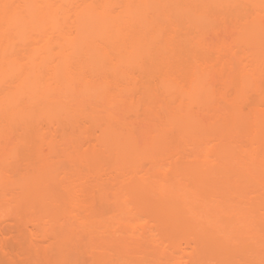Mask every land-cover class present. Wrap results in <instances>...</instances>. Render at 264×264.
Instances as JSON below:
<instances>
[{
  "label": "rangeland",
  "instance_id": "rangeland-1",
  "mask_svg": "<svg viewBox=\"0 0 264 264\" xmlns=\"http://www.w3.org/2000/svg\"><path fill=\"white\" fill-rule=\"evenodd\" d=\"M38 1L39 3L41 2L40 4H42V6L52 7L53 9H57L58 12L60 10V12L58 13L59 15H57L58 16L57 17L58 26L59 25L60 26L59 27L55 26L54 21H52V19L49 20L47 19L48 17H46L44 19H47V20L46 21L44 20L45 22L41 24L40 26H38L39 28H37V27H34L35 25L32 26V24H30L32 23L33 20L29 19L31 20V22H29L30 25H27L26 28H24V26L22 30L18 28L17 29L13 28V31L15 32H11L12 30L10 32L12 33V35L14 34V39H13L14 40L13 46L15 47L14 50H16L15 52L19 51V53L18 54L16 53V54L18 56H20L19 54H23V56H25L24 59L21 60L23 61V65L21 63L22 68H24L25 70L27 69L28 71L29 70L31 71L30 68L35 67L34 69H37L36 67H38V69H40L42 74H45V76H47V78L45 77L44 80H42L46 82L44 84L52 85V86L54 85L53 87H55V84H56L55 82H57L55 78V75H56L55 73L59 70V69L57 70V68L62 64V59H61L62 54L60 55L59 53H57V51L61 49L60 51L62 52L63 50L64 51L66 50L67 52L70 50L71 52L73 44L75 43L72 41L79 39L81 36L89 32L88 30L85 31L82 28H80L82 26L80 25L82 22H79L81 19L78 18L79 17L78 12H79L80 7L83 8V3L85 5V3L87 4V2H89L90 4L93 2H97L98 0L96 1L94 0H89V1L88 0L86 1L85 0H70L68 2L63 1V0H38ZM112 1H110L111 11L113 14H117L120 12V10L121 12L122 10H124V5L126 1H129V0H122V1L112 0ZM207 1L212 2L211 5L208 7L210 8V10H208L207 7L206 9L205 5H202L204 2H207ZM233 1L236 3L243 2L242 5L244 6L248 3L246 7H244L246 14H243V16H240V17L238 16L239 18L233 14L231 15L227 14L229 11L226 13V9L225 10L223 9L224 7L226 8L229 7V5H226L224 7L220 6L221 4L219 3L222 2L220 0H189V1L187 0V3H188L187 5H190L189 6L190 14L198 15V16H200V14L201 15L203 14L205 21L203 22V25L201 26L202 29L200 28V30H202V33H203L202 35H200V32H198L199 29L196 30V29H191V27H189L190 30H188L186 28V30H188L187 31L188 35H186V38H189V39H187L186 42L188 45L185 47L187 51V56L185 59L182 60L183 61L182 64L188 65L186 69L187 71L190 69L188 71L190 73H195L196 69H198L199 73L201 74L203 78L205 85L206 83L207 84L209 83V85L213 86L212 89L214 90V92L216 91V95L214 94L215 97H213L212 99L206 100L208 101L206 102V104L203 103L204 101L201 103L190 102L188 96H182L175 90H164V89L160 90L158 86L160 83L159 81L161 80V76L163 77L166 74L168 75V73H166L165 71H160L163 73H160L158 71L159 72L158 73L156 71V72H152L153 75H150L148 77V75L144 74L145 72L142 73L141 69L138 68L137 66H136L137 68L135 67L134 69H131L130 71L132 70L133 71L129 73L131 75L130 77L131 78L133 77L132 79L134 78L137 79L136 84L138 85L136 86L134 85L136 88H133L132 92L128 91L127 94H126V91L123 95L117 93L119 91H122L123 93V90H120V89L122 88V86L124 85L126 86V84H128L127 83L128 80L127 78H123V77L120 78V75H123V74H121L119 71L115 72V70L113 69H112L113 71L112 72L109 66L110 65H126V64L124 63L121 64L120 61L118 62L120 54L117 51L112 50V54L110 53L111 58H108L110 61H108L107 59V62H105L106 63L105 66L108 65V67H105V68L101 67V70L97 71L98 70L97 69V70H93L92 72L91 67H90L92 65L89 62L86 63V61H88L87 60L88 51H89V57L92 54L90 53L91 50H89L90 46L89 48H87L88 49L87 51L84 52L82 50L84 53H80V50H81L80 48L79 50L80 63H78V65L85 64L84 67H86L85 69L86 71L84 70L85 75L84 74L83 75H84V78L87 80V82L90 83L89 88H90L91 93L88 94L87 96L81 92H78L77 90H79L80 88L79 86L82 87V85L80 84L79 86L77 84L73 85V87L75 88L78 87L75 90L72 89L73 88L72 85L66 86L64 83H62L64 87L60 85L62 86V88L66 89L65 91L66 96L63 94L66 97L62 99L64 100L63 103H67L68 108H70L71 111L72 110L75 111L76 109L77 113L80 116L78 120H75V121L68 120V119H65L63 116L59 115L60 112L59 113L57 112L59 111V109L56 110V108H58L56 106L58 105V103L56 102V98L58 97V100H61L59 99L60 93L55 94L53 91H52L53 93L51 94L49 93L50 95H36L33 93H29L27 91L21 96V100L19 102L12 103L11 105L3 104V106H5L4 107L5 109L3 111L0 110L1 112L0 130L2 131L4 130L5 133L4 134L3 132L2 134L0 133V135H2L0 137L4 139V140L2 139L1 142L4 141V144L2 143V145H4L3 148L5 151L3 149L1 151L0 149V156L4 154V157L1 156L0 160L5 158L4 162L8 166L10 165L9 168H11V169L7 168L8 170L5 169L4 172L6 171L9 172V170L12 171V169L14 170L13 167L16 166L15 164L16 160L12 154V152L14 153L13 149L16 148V144L18 142L23 144L24 140L29 139L30 138L29 135H31L32 140L35 136L36 138H34L33 142L35 141L34 143L42 144L44 147L42 151L45 154L48 153L49 159L53 163L55 162V164H58V165L60 164V166L54 164L55 166V168L53 166L54 173L53 175L50 176L53 178V181H49V185L46 184L48 193H51V195L52 194L55 195V196L52 195L53 197H55L54 199L55 201L53 202H52L53 199L49 202L48 199H46L48 201H43V200H40L39 198H37V200L34 198V201L36 200L34 202L32 201L33 199L31 198V201H32V204H31L30 203L31 201L28 200L29 196L28 197L25 196L28 194L26 191V190H29L27 189L28 187L24 186L25 187L24 189L22 188V185L21 186L18 185L20 188H22L21 190H19L20 188L16 184L14 185L10 183L8 185L9 181L5 183L7 185L5 184L0 185V193H4L5 195H7L10 201L12 200L13 197L15 196L21 197L22 195L21 202H23L22 204L24 207L21 210V206H20L21 203L20 204L17 203L19 204L17 207V205L15 206L17 200L14 199L13 201H11V203H13L11 204L12 211L16 210V207L18 208V210L20 207V210L19 211L16 210L17 214L14 211L13 214L10 213L8 217L5 216L6 218L3 219L4 221L0 220L1 221L0 229H2L0 230V238L1 237L4 238V236L6 237L9 236L10 238H12V236H10V233L11 235L15 234V232L13 231H12L13 233L9 232L7 234L6 232L8 231L6 229H5L6 231L3 230L2 224L4 225V223H7L6 227H8V225H12L16 223L17 220H19L17 221V224H19V222L22 220L21 222L24 225L28 226L27 230L31 232L32 231L35 232L37 236L39 235L41 238L43 237L42 240H44L42 241L40 239L41 240L40 241L39 239H37V241L39 240V242H34V244L40 243L39 245V248H41V251H40V249L38 247H35L34 245L33 247L35 248L30 249L32 248L30 241L28 240V238L27 239L24 238L25 242L27 241L29 242V243L24 242V244H26L27 246L29 244L28 246L29 254L25 253L28 247L26 246L27 248H25L24 244H22V241H21V244L23 246L20 244L21 245V246L19 245L20 249L22 248H25V249L24 251L23 250L22 251L20 250V251L24 253L23 254L21 253L20 255H18L20 253L19 251L17 255L19 258L21 259L23 258V259L19 261L20 259L17 260L18 257L17 258L14 257V259L10 258L11 255L15 253V250L17 248L19 249V247L16 246V248L13 251L11 250L13 248H10V251H9L10 259H7V258L4 259L3 257L0 258V263L2 262L1 264H6L7 261L11 264H17V263L19 264H39L41 262H43L41 264H142V263L144 264H147V263L148 264H161V263L162 264H264V260L262 262H259L258 260L253 259L254 256H252L253 253H252L251 243H248V245L244 247L245 249L241 247L239 248V246L236 247L235 245L234 247L232 246L229 249H227L229 251H227L226 249H224L225 250L224 251L220 245H219L220 247H218V244L214 242L215 238L209 231H208L209 233L203 230L201 231L197 230L198 232L196 231L191 232L194 230H190V228H188L186 225L184 226L183 224H178L177 226V224L174 222V219H175L173 217L174 214L172 215V212L174 213V211H172L173 209L171 210V208L167 205L168 203L166 204L167 206L165 205L162 206V204L160 205L159 201L161 200H157L158 198L157 196L154 198L152 197V200H151V196L149 198L145 197L144 199L148 202H146L145 200L143 201V199H141L143 197H140V196L137 197V196H134V194L131 195L132 192L130 193L126 186V184L129 183L133 175L134 177L145 176L143 178L147 179L146 178L147 173L149 174V177L147 176L148 179L154 178V179H158L159 181L162 180V182L163 181L169 182V181H173L176 179V181H178V182L175 181L176 184L180 183L181 185L182 183L183 185H186L184 184L186 183L185 180H183L184 178L182 177L181 179L180 175H179V178L178 176L174 178V174H176V172L174 173L175 163L178 162V166L180 165L181 170L186 169L185 166H188V165L193 166L194 164L196 165L200 164V165H204L205 167L209 168V170L213 173L214 177H216L217 179H222V178L228 179V180H225L226 182L224 184L226 185H223V188L227 191V195H228L226 197L227 205H228L227 209H229L230 211L229 216L231 218H235L242 213H246L248 217L252 214L253 215L264 214V131L262 130L263 128L261 125L264 123L263 122L264 120V94H260V92L257 91L258 89L256 88V86H254L255 83H260V82H261L260 84L264 85V30L262 29V27L264 28V26H262V24L264 25V20L260 19L263 23L260 22L259 20L254 21V17H255L254 13H257L258 9L256 6H254V4H252V2H250L251 0H249L250 3L249 2L246 3V1H243V0L241 1L233 0ZM14 2H16L14 5L16 6L18 5V7L23 6L24 4L23 3L24 0H16ZM184 2H186V0ZM230 5H232V3ZM221 7H223V9ZM254 9H257V11L255 12ZM19 10L22 11V7L21 9L19 7ZM25 12L26 10L24 11L23 15H25ZM67 13H68V16H66ZM26 17L28 18V15ZM25 22H24L25 25L28 24ZM240 23L242 24L240 25ZM257 24H260V25H257ZM16 31H18V35H16ZM22 31H24L23 32L24 34L22 33ZM19 33H21L22 36L24 37L22 38V36H19ZM63 33L64 34L66 33L65 35L67 37H63ZM196 33L198 34V36L200 37L202 36L199 40L196 36ZM178 34L183 35L182 33H178ZM179 37L182 38V36H179ZM241 37L243 38L240 40ZM48 39H49V42L47 41ZM60 43H62V45L64 44V46L62 47L61 45H59ZM107 43L104 41L103 44H107ZM87 45L89 44H86V46L85 45L83 46L84 50L86 49L85 47H88ZM60 46L64 49H62ZM108 46L110 47V44ZM217 46L219 47V49ZM35 49H37L39 52L37 53V56L36 55L34 56L36 57L35 58L36 61L30 62L34 59L31 58L30 56L29 57L31 59L27 58L26 54L30 55V52L33 53L32 51L33 50L35 51ZM48 49H51V53H50V50ZM82 54H85L86 56L85 55L84 56L87 58L82 57L83 56ZM84 59L86 61H84ZM143 59L144 58L142 59L140 58V60L138 59L139 62L137 60L132 65H155V64H152L149 59H146V58L144 60ZM221 59H222L223 65H221L222 64L221 62H219L221 61ZM75 60H76V57H75ZM201 62L202 63L204 62L203 66H201L202 65ZM206 62L209 64H207ZM228 62L231 64H229ZM116 63H119V64H116ZM75 64L77 65V63ZM204 64L206 65L204 66ZM86 65H89V66H86ZM196 65H198L200 69L197 67H194ZM210 65H212L214 71L216 70L215 72L217 73H215V75ZM220 65L222 66V68ZM9 66L10 65L6 63L5 67L3 65L4 67L3 70H8ZM14 66L15 65L10 66L12 67L11 70H13ZM0 67L2 66L0 65ZM20 72L19 74H17L16 72H14L13 74L11 71L10 73L12 74L9 73V76L6 74L7 77H4L3 80L2 79L0 80V88H1L0 97H1V94L3 95L5 92L16 88V85L18 84V82H20L19 80L23 78L22 74L24 75L25 73L24 70H23V73H20ZM211 72H213L212 75H211ZM20 74L22 78L20 77ZM218 74H221V76L219 75L220 76L219 77ZM244 76H248L251 84L247 88L246 98L238 101L236 104L235 102L237 100L235 101L234 97L236 96L238 83L240 79ZM113 77H116V79ZM117 77L119 78V80L117 79ZM103 78L105 80L106 79H109V80L112 79V81L116 80L119 83L118 84L114 81V84L111 86V88H109V90L111 89L110 91L113 92V94L115 93L117 94V95H114L116 96V98L108 97L109 90L106 88L108 91L105 89L106 91L105 92L104 88L98 85V83L101 80L103 82ZM142 78H145V80H149L150 82L152 81L150 84H153V85L155 84V87L156 88L158 87L157 88L158 92L156 93L155 96L148 97L144 95L145 93H143L144 92L143 90H145V87H144V84H141L143 83L141 82V80H144ZM215 78L217 79L218 82H216ZM227 78L229 79L230 83H233L232 87L229 86V81ZM45 79H47V81H45ZM212 79L215 81H213ZM62 80L58 79L59 82ZM220 80L222 84L221 83L218 84ZM132 81L133 80H131V82ZM225 81L228 83L225 84ZM213 82L216 86H214ZM77 83H79L78 80H77ZM115 83L118 85H115ZM129 83H130V80H129ZM85 84L87 83L85 82ZM52 86L51 87L47 86V87L51 89ZM58 87H55V88L57 90L58 89L60 90L61 87L60 88ZM86 87H88V85H86ZM118 87H121V88L118 89ZM55 88H54V91L57 92ZM217 90L218 91L221 90L220 93H218ZM63 91L61 92L63 93ZM74 91H76L77 93ZM233 101L235 102L233 103ZM180 103H183V105L189 110V112H191L192 114H195L196 117L199 118V121L201 122V124H204L208 129L209 128L210 129L208 130L206 128L207 129L206 130L203 127L205 129V130L203 129V131L204 132L206 131L204 133L203 131H199L196 128L197 127L196 126L195 128L198 130L197 132L194 131L196 134L193 133L191 129L189 130L192 131V134L191 132H189L188 129H187L188 132H183L186 128L184 130L182 129L183 131L181 134L180 133L181 129L176 128V131L177 130L179 131L178 133L176 132L177 134L173 135L175 132L174 133L172 132L173 131L172 125H175V124H171V122H174V121L169 119V113L171 109H173ZM148 105L151 107H148ZM68 108H67V111L70 110ZM0 109H3L2 106ZM18 109H23V110L18 111ZM64 110H66V108ZM64 110H62V113L66 114V111ZM234 111L236 113L238 112L237 114L238 116L241 115L242 117L240 121L241 125H239V127L238 125L236 126L233 125L234 127H238V128H232L233 130H231V132L225 133L227 131L226 129L229 128L230 122H232V117L234 116V113H235ZM110 112L114 113V115L116 114L118 118H116L115 116L113 119H110L109 117L110 120L108 121L107 119L106 120L103 119L102 121H99L98 123L94 122V115H98L101 113L103 117L106 115V117L104 118H108L107 113H110ZM18 113H21L23 116H19ZM185 116L180 117V118H182L184 121ZM90 118L93 119L91 120L92 123L90 121ZM180 120L178 119L179 122ZM187 120H185L184 122H186ZM189 120L191 121L194 119L189 118ZM128 121H130L131 124ZM108 123L110 124V128L117 127V126L120 127L119 124H121L122 127L124 126L123 129L125 131L127 130L128 132L130 131L132 132L135 129L132 134L135 137V141L137 142L136 144L140 145L141 147L140 149H142V146L152 144L150 149L134 150V152L128 155V158L135 161L133 162L134 164L137 162L138 166L137 165L133 166V164L131 163H129V165L131 164L133 167L131 165L128 166V164H125L126 161H123L124 162L123 165L127 167L125 166L123 167L124 169L122 170L124 171L117 169V166H118L117 163L119 161L117 155L115 154V152L113 153V150H111V148L110 150L106 149L105 140L103 142L102 138L100 137L102 136L103 130L104 128H106V124ZM189 123L190 122H188L187 124ZM224 123L226 124L224 125ZM97 124H100V125L97 126ZM179 124H182V123H179ZM223 125H224V128L225 127L227 128L224 129ZM87 126L89 127L87 128ZM176 126H178V124ZM131 127L132 129H130ZM173 127H174L173 129H175V126ZM182 127L183 126L181 125L178 128H182ZM195 128H192V129L195 130ZM123 129L121 128L120 130H123ZM220 129L222 130L221 132L219 131ZM87 132H89V137H91L90 139H88L89 137H88ZM19 133H22L23 135L22 134L19 135ZM24 133L28 137L27 139H23V138H26ZM36 133L38 134L37 136H36ZM39 133L41 134L44 133V134L41 135ZM13 134H15L17 137L14 136ZM163 135L165 136V138H162L164 139L162 141L161 137ZM43 136L46 138H44ZM15 138L16 139L18 138V139L16 140ZM32 140L30 141L29 139L27 140V142H32ZM222 141H224L223 143H221L222 145H224L225 142L226 144L231 145V148L229 151L222 150L221 148L222 145L220 144V142ZM34 143H31L30 146L34 147L32 146V144ZM219 144L221 146H219ZM13 145H14V148H13ZM20 146H18L19 147L18 150L21 149V151L19 152L23 153L22 156L25 155V157H27L26 154H28L29 152L28 150L32 151V149H30L31 147L28 146L29 147L28 149V148L23 147L21 144ZM111 146L114 147L113 142ZM10 149L13 151L11 152ZM22 149L24 150L23 152H22ZM88 149H92V150H90L89 152ZM91 151H93L94 154L93 153L89 154L91 153ZM1 152H3V154ZM21 153L19 154L21 155ZM33 153L34 151H32V155H34L32 157L33 159L31 160L32 155H30L29 156L30 160H28L29 162L36 161L35 155L38 156V153L36 154L35 153L33 154ZM7 154L9 155L11 154L10 157H8ZM20 155L18 156L20 157ZM11 156H13L14 159L11 158ZM39 156H38L37 161H39L40 159ZM7 157L8 159L6 160ZM24 159H26V164L28 165L27 163L28 157L23 158L21 160L24 161ZM132 160H129V161L132 162ZM60 161H63V162H60ZM23 163H22V168L23 169L25 168L26 170L21 169L23 172L14 170L15 172L16 171L17 172L15 173L13 171V173L11 174H9L10 172L9 173L6 172L7 174H9L8 176L3 172L2 177L5 178L7 176L6 177L7 179L9 177L12 178V176L13 178H18L25 171L29 172L30 171L29 169L32 166H29V165L25 166V163H24L25 167H23ZM115 164L117 165L115 166ZM27 167H29V169ZM154 168H155V172L153 170ZM27 169L29 171H27ZM66 178H70V180L72 178L75 181L72 180L73 182L72 181L70 182ZM76 180L78 181L80 180V182L78 183L77 181L76 183ZM158 180L156 181L157 183L159 182ZM180 180L181 181L183 180L184 183L183 181L181 182ZM83 181L85 182V184ZM90 181H93V182L91 183ZM124 181L126 183H124ZM156 182L154 180L153 183H156ZM88 183L91 186L88 185ZM82 185L87 186L85 192L87 193V191H89V193L87 194L85 193V195H82V196L80 195V196L85 199L87 198L86 199L87 202L89 201L87 203L88 209L90 207H93L91 208L93 209V211L91 210L93 213L89 209V212H91V215L87 209H86V212L83 213V211H85L84 209L86 206H84V209H82L81 207L80 208L81 210L79 209V211H78L79 207H74V206H77L75 205V202H77V200L75 201V199H77L78 197L77 196L79 194L78 190L81 189L80 187H82L81 190H83L84 186ZM7 186H9L10 188L8 187L7 189ZM13 186L14 187L16 186V187L14 188ZM69 187L71 188V190ZM179 187L181 188V186ZM44 188L45 186L43 187V184H40V187L38 188L39 189L38 192H43ZM74 188H75V191H73ZM91 188L93 189L91 191H94V192L90 193ZM88 194H92L90 195L91 197H89ZM88 197L91 199L88 200L89 199ZM148 199H150V201ZM118 201L120 204L117 203ZM44 202H46L47 205H44L45 204ZM146 204L147 205L149 204V205L147 206ZM38 206L40 209L38 208ZM160 206H162L161 208L164 207L162 209L164 211L163 212L161 211V213L158 211L160 210L159 208ZM156 207H158L159 209L157 208L158 209L157 210ZM98 209L100 212L98 211ZM94 210L98 211V213H96ZM50 212L51 214L53 213L54 220L52 218V215L50 216ZM77 212H80L79 215L84 214L82 215V217L79 216L82 218V222H83L80 224V225H83V227L80 228V230H79V225L77 224L78 222L76 221L77 220L76 215L78 214ZM86 214H87V217H86ZM95 214L98 215L97 217L98 219H102L104 221L103 222L104 225L103 226L101 225L102 227L98 226L95 223L96 222L95 220L97 219V218L95 219L96 217ZM172 217L174 219H172ZM0 219L2 218L0 217ZM83 220L85 221V223ZM93 223H95V227L97 228H95L92 225ZM165 228L170 229L172 232L167 229H166L167 230L166 232V230H164ZM200 232L205 233V234H203L202 236ZM195 233H197L198 236L196 235L194 236ZM195 237H199V238L201 237L203 239H206L207 237L206 240L209 244L205 242L206 241L205 240L204 245L202 247H199L198 245L199 239ZM211 237H213L212 238L213 241H208V240H211ZM51 239L54 243L50 241ZM63 239L65 241L64 243L66 247H63L64 249L61 247L62 248L61 249L59 248L60 245L57 246L55 244L58 242L60 243V241H62ZM7 240H10V239H7ZM49 241L52 242L53 246L50 244ZM41 242H42V245H41ZM204 246H206L205 249H203ZM57 247L59 248V250H57L58 249ZM37 248L39 249L41 253L36 252L38 251L36 250ZM42 248L43 250L47 249V251L44 250L45 252H43ZM48 250H50V252ZM55 250L58 254L55 253ZM11 252L13 253L11 254ZM47 252L50 253V255H48ZM197 252L199 254H196ZM14 255H12V257ZM44 255H45V258H44ZM58 255L60 256V258ZM8 256L9 255H7V257ZM40 256H43L44 261H42L43 259L42 257L40 258ZM3 259L5 261H3ZM8 262L7 264H9Z\"/></svg>",
  "mask_w": 264,
  "mask_h": 264
},
{
  "label": "bare ground",
  "instance_id": "bare-ground-1",
  "mask_svg": "<svg viewBox=\"0 0 264 264\" xmlns=\"http://www.w3.org/2000/svg\"><path fill=\"white\" fill-rule=\"evenodd\" d=\"M14 1H16V0H14ZM13 0H12V2H11V0H0V65L2 66V67H0V80L2 79L3 80V78L4 77H7V75L9 76V73L12 71V73L14 74V72H16L17 74H19V72L20 73H23V70H24V72L25 73H27V74H25L24 73V75L22 74V76H23V78H22V76H21V74H20V77L22 78H19V79H21V80H19L20 82H18V84L16 85V90L15 89H12V90H10V91H7V92H5L3 95L1 94V97H0V105L2 106V108L3 109H0L1 111H3L5 108V106H3V104H7V105H11L12 103H17V102H19L20 100H21V96L25 93V92H29V93H33V94H36V95H50L51 93H55V94H57V93H60V95H59V99H61V100H58V97L56 98V102L58 103V105H56L58 108H56V110L57 109H59V111H57L58 113H59V115H61V116H63L65 119H68V120H72V121H75V120H78L79 118H80V116H79V114L77 113V111H76V109H75V111H71V109L70 108H68V105H67V103H63L64 102V100H62V99H64V98H66L65 96H66V89L65 88H62V86H63V84L62 83H64L66 86H68V85H72V87H73V85L74 84H77L78 86H79V84L80 85H82V87L81 86H79L80 88H79V90H77L78 92H81V93H83L84 95H87L88 96V94H90L91 93V91H90V86H89V84L90 83H88L87 82V80L84 78V73H85V69H86V67H84L85 66V64L84 65H78V63H80V56H79V50H80V48H81V50H80V53H84L85 51H87L88 49L87 48H89V46H90V48H89V50H91L90 51V53H92L91 55H90V57H89V51H88V58L87 57H85L86 55L85 54H82L83 56L82 57H84V58H87V60L88 61H86L85 59H84V61H86V63L87 62H89L92 66H90L91 67V70H92V72H93V70H97V71H99V70H101V67L103 68H105V67H108V65H106L105 66V62H107V59L108 58H111L110 56V53L112 54V50H114V51H117L119 54H120V57H119V59H118V62L120 61L121 62V64L122 63H124V64H126V65H110L109 66V68L111 69V71H112V69L113 70H115V72L116 71H119L121 74H123V75H120V78H127V83L128 84H126V86L124 85V86H122V88L121 87H118V89L119 88H121L120 90H123V93H122V91H119V92H117V93H119V94H124L125 93V91H126V94L128 93V91L130 92H132V89L133 88H136L135 86L136 85H138V84H136L137 83V79L136 78H134V79H132L130 76V72H132V71H130L131 69H134L136 66L138 67V68H140L141 69V71H142V73H144V74H146V75H148V77L150 76V75H153L152 74V72H160V71H165L166 73H168V75L166 76H161V80L159 81L160 83H159V89L160 90H175L176 92H178L180 95H182V96H188L189 97V100H190V102H193V103H195V102H198V103H201V102H203V103H205L206 104V102H208V101H206V100H208V99H212L213 97H215L214 96V94L216 95V91L214 92V90L212 89L213 88V86H211V85H209V83L207 84L206 83V85H205V83H204V81H203V78H202V76H201V74L199 73V70L198 69H196V72L195 73H190V72H188L187 71V67H188V65H183L182 64V60L183 59H185L186 58V56H187V51H186V49H185V47L188 45L187 44V39H189V38H186V35H188V30H190V28L189 27H191V29H196V30H198V32H200V35H202L203 33H202V30H200V28H201V26L203 25V22L205 21V18H204V15L202 14H200V16H198V15H191L190 14V12H189V6L190 5H187L188 3H187V0H186V2H184L185 0H129V1H126V3H125V5H124V10H122V12H121V10H120V12L119 13H117V14H113L112 13V11H111V6H110V1H112V0H98L97 2H93V3H90L89 4V2H87V4L85 3V5H84V3H83V8H81L80 7V9H79V12H78V14H79V19H81L79 22H82L80 25H82L80 28H82L83 30H85V31H89L88 33H86V34H84L83 36H81L79 39H76V40H73L72 42H75L74 44H73V47H72V50H71V52H70V50L67 52L66 50V52L63 50V52L62 51H60L61 49H59V51H57V53H59L60 55L62 54V64L57 68V72L55 73L56 75H57V73H58V75H57V77H56V75H55V78H56V81L57 82H55L56 84H55V87H58V88H62V90H61V88H60V90L58 91L55 87H53L52 85H45L44 83H46V82H44V81H42V80H44V78L46 77L47 78V76H45V74H42V72L40 71V69H38V67H36L37 69H34L35 67H32V68H30L31 69V71L29 70H27V72H26V70L24 69V68H22V66H21V63H22V65H23V61H21V60H23L24 59V57L25 56H23V54H19L20 56H18L17 54L19 53V51L18 52H15L16 50H14L15 49V47L13 46L14 45V34L12 35V33L11 32H15V31H13V28L14 29H20V30H22V28H23V26H24V28H26V26L27 25H30V24H32V26L33 25H35L34 27H37V28H39L38 26H40L41 24H43L47 19H52V21H54V23H55V26H57V27H59L58 26V21H57V15H59L58 13L60 12V10H59V12L57 11V9H53L52 7H47V6H42V4H40L39 3V1L38 0H26V2H25V0H24V4H23V6H19L20 7V9H21V7H22V11L21 10H19V7H18V5L16 6V5H14L16 2H14ZM63 1H66V2H68V1H70V0H63ZM86 1V0H85ZM89 1V0H88ZM94 1H96V0H94ZM120 1V0H119ZM122 1V0H121ZM189 1V0H188ZM220 1H222V2H220L219 4H221L220 6H226V5H229V7H224V9H223V7H221L223 10H225L226 9V13L227 14H233V15H235L236 17H240V16H243V14H246L245 13V9H244V7H246V5L248 4L247 2H249V0H243V1H246V5L244 6V5H242V3L243 2H240V3H236V2H234L233 0H220ZM232 3V5H230L231 3ZM233 1V2H232ZM241 1V0H240ZM14 2V3H13ZM90 2H92V1H90ZM113 2V1H112ZM117 2V1H116ZM208 2V1H207ZM204 2L202 5H205V8L207 7H209L210 5H211V3L212 2ZM250 2H252V4H254V6H256L257 7V9H258V11H257V9H254L255 10V12L257 11V13H254V15H255V17H254V21L256 20V21H260V22H262L261 20H264L263 18H264V0H251ZM249 2V3H250ZM13 3V4H12ZM118 3H120V2H118ZM117 3V4H118ZM223 3V4H222ZM21 4V5H22ZM225 4V5H224ZM122 5V4H121ZM251 5V4H250ZM249 6V5H248ZM16 7H18V8H16ZM230 7H231V9H230ZM78 8V7H77ZM206 8V9H207ZM248 8V7H247ZM18 9V10H17ZM24 9V10H23ZM76 9V8H75ZM26 10V12H25V15H23L24 14V11ZM68 10H69V8H68ZM78 10V9H77ZM208 10H210V8H208ZM252 10V9H251ZM20 11V12H19ZM249 11V10H248ZM21 12H23V13H21ZM254 12V11H253ZM116 13V12H115ZM224 13H225V11H224ZM28 15V18L26 17ZM77 15V14H76ZM110 15H111V17H110ZM232 15V16H233ZM252 15V14H251ZM66 16H68V13H67V15ZM78 16V15H77ZM107 18H106V17ZM235 16H234V18H235ZM30 17V18H29ZM46 17H48L47 19H44V18H46ZM238 17V18H239ZM238 18H236V19H238ZM253 18V17H252ZM29 19H31V20H33L32 21V23H30L29 24V22H31V20H29ZM245 19V18H244ZM261 19V20H260ZM26 22H25V21ZM45 20V21H44ZM240 20V19H239ZM242 21V20H241ZM247 21V20H246ZM245 21V22H246ZM24 22L25 23H28V24H24ZM78 22V23H79ZM34 23V24H33ZM263 23V22H262ZM261 23V24H262ZM60 24V23H59ZM242 23H240V25H241ZM248 25V24H247ZM257 25H260V24H257ZM252 26H253V24H252ZM262 26H264L263 24H262ZM194 27V28H193ZM197 27V28H196ZM186 28L188 29V30H186ZM202 29V28H201ZM248 29V28H247ZM246 29V30H247ZM261 29V28H260ZM262 29L264 30V28L262 27ZM12 30V31H11ZM243 30V29H242ZM245 30V31H246ZM254 30H255V28H254ZM11 31V32H10ZM19 31V30H18ZM18 31H16V35H18ZM25 31V30H24ZM24 31H22V33L24 32ZM249 31H250V29H249ZM176 32V33H175ZM247 32V31H246ZM246 32H245V34H246ZM178 33H182L183 35H180V34H178ZM24 34V33H23ZM66 34V33H65ZM64 33H63V37H67L66 35H65ZM239 34V33H238ZM178 35V36H177ZM19 36H22V34L21 33H19ZM179 36H182V38L181 37H179ZM196 36H197V38H198V40L202 37H200V36H198V34L196 33ZM243 36V35H242ZM244 36H246V35H244ZM24 36H22V38H23ZM41 37V36H40ZM62 37V38H63ZM53 38V37H52ZM196 38V37H195ZM196 38V39H197ZM239 38V37H238ZM238 38H237V40H238ZM243 37H241L240 38V40L242 39ZM44 39H45V37H44ZM51 39V38H50ZM64 39V38H63ZM41 40H42V38H41ZM52 40V39H51ZM35 41H37V40H35ZM39 41H40V39H39ZM48 42H49V39L47 40ZM91 41V42H90ZM104 41L107 43H109L110 44V47L108 46L109 44L107 43V44H103L104 43ZM5 42V43H4ZM53 42V41H52ZM65 42H66V40H65ZM40 43V42H39ZM86 44H89V45H87L88 47H85L86 49L84 50V48H83V46L85 45L86 46ZM223 44V43H222ZM221 44V45H222ZM47 45V44H46ZM50 45V44H49ZM49 45H48V47H49ZM59 45H61L62 47L64 46V44L62 45V43H60ZM58 45V46H59ZM107 45V46H106ZM200 45V44H199ZM210 45V44H209ZM60 46V47H61ZM203 46V45H202ZM208 46V45H207ZM61 47V48H62ZM109 47V48H108ZM209 47V46H208ZM218 47V46H217ZM228 47H229V45H228ZM227 47V48H228ZM111 48V49H110ZM225 48V47H224ZM54 49V48H53ZM62 49H64V48H62ZM218 49H219V47H218ZM48 50H50V53H51V49H48ZM84 52H83V51ZM111 50V51H110ZM46 51V50H45ZM33 53H31L30 52V55H28V54H26L27 55V58H33L34 60H32V61H30V62H33V61H36L35 60V58L36 57H34L35 55L37 56V53H39L38 52V50L37 49H35V51L33 50L32 51ZM61 52V53H60ZM17 53V54H16ZM27 53V52H26ZM47 53V52H46ZM23 56V58H22V56ZM58 55V54H57ZM85 55V56H84ZM242 55V54H241ZM30 56V57H29ZM41 56V55H40ZM75 57H76V60H75ZM79 57V58H78ZM218 57V56H217ZM221 57V56H220ZM30 58V59H31ZM140 58L142 59V58H146V59H149L150 60V62L152 63V64H155V65H132L134 62H136L138 59L140 60ZM81 59H83V58H81ZM143 59V60H144ZM156 59H157V61H156ZM78 60H79V62H78ZM139 60H138V62H139ZM29 61V60H28ZM77 61V62H76ZM108 61H110L109 59H108ZM155 61V62H154ZM204 61V60H203ZM29 62V63H30ZM181 62V63H180ZM219 62H221L222 64L221 65H223V62H222V59H221V61H219ZM6 63L8 64V65H15L14 66V68H13V70H11V68L12 67H8V70H3V68L5 67V65H6ZM35 63V62H34ZM75 63H77V65L75 64ZM84 63V62H83ZM202 63V62H201ZM201 63H199V64H201ZM204 63V62H203ZM203 63H202V65L201 66H203ZM207 63V62H206ZM229 63V62H228ZM250 63V62H249ZM89 64V65H90ZM109 64H110V62H109ZM116 64H119V63H116ZM182 64V65H181ZM198 64V65H199ZM207 64H209V63H207ZM212 64V63H211ZM218 64H220V63H218ZM217 64V65H218ZM225 64V63H224ZM229 64H231V63H229ZM3 65H4V67H3ZM89 65H86V66H89ZM198 65H196V66H194V67H197V68H199L200 69V67L198 66ZM206 64H204V66H205ZM220 65V66H221ZM226 65H227V63H226ZM225 65V66H226ZM211 67H212V65H210ZM89 67V68H90ZM136 67V68H137ZM208 67V66H207ZM7 68V67H6ZM5 68V69H6ZM88 68V69H89ZM190 68V67H189ZM221 68H222V66H221ZM23 69V70H22ZM88 69H87V71H88ZM185 69H186V71H185ZM85 70V71H84ZM220 70V69H219ZM212 71H214V69H213V67H212ZM216 71V70H215ZM214 71V75H215V73H217V72H215ZM95 72V71H94ZM106 72V71H105ZM113 72V71H112ZM158 72V73H159ZM192 72H194V71H192ZM12 73H10V74H12ZM15 73V74H16ZM98 73V72H97ZM96 73V74H97ZM160 73H163V72H160ZM220 73V72H219ZM7 74V75H6ZM84 74V75H83ZM101 74V73H100ZM112 74V73H111ZM118 74V73H117ZM127 76H126V75ZM213 74V72H211V75ZM145 75V76H146ZM184 75V76H183ZM221 76V74H218V76ZM15 76V75H14ZM125 76V77H124ZM178 76V77H177ZM217 76V77H218ZM219 76V77H220ZM119 77V76H118ZM117 77V79L119 80V78ZM215 77V76H214ZM224 77V76H223ZM222 77V78H223ZM51 78V77H50ZM60 80H62V81H58V79ZM113 78H115L116 79V77H113ZM131 78V79H130ZM212 78V77H211ZM24 79V80H23ZM83 79V80H82ZM85 79V80H84ZM142 79H144V80H141V82H143V83H141V84H144V87H145V90H143L144 92L143 93H145L144 95H146V96H148V97H153V96H155L156 95V93L158 92V87L156 88L155 87V84L153 85V84H150L151 82L149 81V80H145V78H142ZM216 79V78H215ZM219 79V78H218ZM228 79V78H227ZM55 80V79H54ZM77 80H78V82L79 83H77ZM105 79L103 78V82H102V80L98 83V85H100V86H102V88H104V91H105V89L107 88L108 90H109V88H111V86L114 84V81L116 82V83H118L116 80H113L112 81V79H106L105 81H104ZM129 80H130V83H129ZM131 80H133L132 82H131ZM151 80V79H150ZM213 80V79H212ZM211 80V81H212ZM225 80H226V78H225ZM23 81V82H22ZM45 81H47V79H45ZM63 81H65V82H63ZM75 81H76V83H75ZM83 81V82H82ZM125 81V82H126ZM213 81H215V80H213ZM228 81H229V79H228ZM81 82V83H80ZM85 82L87 83V84H85ZM216 82H218L217 81V79H216ZM2 83V82H1ZM20 83V84H19ZM23 83H25V84H23ZM115 83V85H118V84H116ZM221 83V80H220V82L218 83V84H220ZM226 83H228V82H226L225 81V84ZM261 83V82H260ZM260 83H255L254 84V86H256V88L258 89L257 91L258 92H260V94H264V85L263 84H260ZM213 84H214V82H213ZM222 84V83H221ZM250 80H249V78H248V76H244V77H242L241 79H240V81H239V83H238V88H237V91H236V96L234 97V100L236 101H233V103L235 102L236 104H237V102L238 101H240V100H242V99H244V98H246V96H247V88L250 86ZM60 85H62V86H60ZM86 85H88V87H86ZM135 85V86H134ZM140 85V84H139ZM152 85V86H151ZM223 85H224V83H223ZM232 85H233V83H230V81H229V86L230 87H232ZM18 86H19V88H18ZM50 86H52V88L51 89H49L48 87ZM76 86V85H75ZM121 86V85H120ZM214 86H216L215 84H214ZM64 87V86H63ZM219 87H221V86H219ZM54 88L56 89V91L57 92H55L54 91ZM78 88V87H77ZM77 88H75V87H73L72 89L73 90H75V89H77ZM229 88V87H228ZM1 89V88H0ZM106 89V90H107ZM232 89V88H231ZM64 90V91H63ZM107 90V91H108ZM111 90V89H110ZM108 91L109 93H108V97H111V98H116V96H114V95H117L116 93L115 94H113V92H111V91ZM226 90V89H225ZM53 91V92H52ZM61 91H63V93L61 92ZM221 91V90H220ZM220 91H218L217 90V92L218 93H220ZM224 91V90H223ZM10 92V93H9ZM74 92H76V91H74ZM106 92V91H105ZM2 93V92H1ZM50 93V94H49ZM77 93V92H76ZM223 93V92H222ZM226 93V92H225ZM229 93V92H228ZM65 96H64V95ZM70 94V93H69ZM72 94V93H71ZM113 96H112V95ZM5 95V96H4ZM63 95V96H62ZM111 95V96H110ZM218 95V94H217ZM222 95V94H221ZM70 96V95H69ZM119 96V95H118ZM61 97V98H60ZM63 97V98H62ZM71 98H72V96H71ZM236 98V99H235ZM58 100V101H57ZM65 104H66V106H65ZM235 104V105H236ZM1 106H0V108H1ZM237 106V105H236ZM70 107V106H69ZM148 107H151V106H149L148 105ZM18 108V107H17ZM66 108V110H64V109ZM67 108L68 109H70V110H68L67 111ZM64 110V111H66V114L65 113H62V110ZM73 109H74V107H73ZM21 110H23V109H18V111H21ZM55 110V111H56ZM70 111H71V113H70ZM235 112V111H234ZM62 113V114H61ZM0 114H1V112H0ZM108 115H107V117L108 118H104V117H106V115L103 117L102 116V114L100 113V114H98V115H94V122H99V121H102L103 119L104 120H106L107 119V121L108 120H110V119H113L115 116H116V114L114 115V113H107ZM238 114V112L236 113H234V116L232 117V122H230V125H229V128H227V127H225V128H227L226 130V132L225 133H228V132H231V130H233L232 128H238L239 127V125H241V119H242V117H241V115L240 116H238L237 115ZM18 115L19 116H23L21 113H18ZM104 115V114H103ZM117 115H119V114H117ZM186 115V116H185ZM121 116V115H120ZM183 116H185V120H187L188 122H190L189 124H187L188 122L186 121V122H184L183 121V119L182 118H180V117H183ZM90 117V116H89ZM109 117H110V119H109ZM187 117V118H186ZM116 118H118L117 116H116ZM173 118V119H172ZM189 118H193L194 120H189ZM89 119V118H88ZM169 119L170 120H173L174 122H171V124H175V125H172V132L174 133L173 135H175V134H177L178 133V131L179 130H177L176 131V128L177 129H181L180 131V133L182 134V131L183 132H188V130L189 129H191L192 131H193V133H195L194 131H203V129L205 128H207L204 124H201V122L199 121V118H197L196 117V115L195 114H192L191 112H189V110L183 105V103H180L179 105H177L176 107H174L173 109H171V111H170V113H169ZM178 119L180 120V122L178 121ZM91 120H93V119H91L90 118V121ZM123 120V119H122ZM127 120V119H126ZM125 120V121H126ZM128 120H129V118H128ZM132 120V119H131ZM176 120H177V122H176ZM107 121H105V122H107ZM114 121H116V120H114ZM71 122V121H70ZM70 122H69V124H70ZM104 122V121H103ZM102 122V123H103ZM130 124H131V122L130 121H128ZM176 122V123H175ZM226 122V121H225ZM263 122H264V120H263ZM262 122V123H263ZM91 123H92V121H91ZM133 123V122H132ZM179 123H182V124H179ZM194 123V124H193ZM65 124V123H64ZM95 124V123H94ZM101 124V123H100ZM100 124H97V126L98 125H100ZM178 124V126H176ZM185 125V127H184V125ZM226 123H224V125H225ZM261 124V123H260ZM72 125V124H71ZM104 125H105V123H104ZM133 125V124H132ZM182 125L183 127L182 128H178V127H180V126ZM195 125V126H194ZM224 125H223V128H224ZM233 125H238V127H234ZM262 125V130L264 131V123L263 124H261ZM73 126H74V124H73ZM103 126V125H102ZM119 126L123 129V127L121 126V124H119ZM129 126H131V125H129ZM173 126H175V129H173L174 127ZM190 126V127H189ZM192 126V127H191ZM197 126V127H196ZM233 126V127H232ZM89 126H87V128H88ZM120 127H111L110 128V124L108 123V124H106V128H104V130H103V133H102V136H100L101 138H102V140H103V142H104V140H105V146H106V149H108V150H110V148H111V150H113V153L115 152V154L117 155V157H118V160L120 161H118V166H117V169H119V170H122V169H124L123 167L125 166V165H123L124 164V162L123 161H126V163L125 164H128V166H130L131 164H133V166L135 165H137V162L134 164L133 162H135V161H133L132 159H129L128 158V155H130L132 152H134V150H145V149H150L151 148V146H152V144L151 145H146V146H142V149H140L141 147H140V145H137L136 143V141H135V137L133 136V132H134V130L131 132H128L127 130L125 131L124 129L123 130H120L121 128ZM133 127V126H132ZM132 127L130 128V129H132ZM198 129H196V128ZM199 127V128H198ZM204 127V128H203ZM116 128V129H115ZM119 130H118V129ZM128 128V127H127ZM192 128H195V130H193ZM200 128H201V130H200ZM224 128V129H225ZM129 129V130H130ZM183 129V130H182ZM188 129V130H187ZM204 129V130H205ZM208 129V128H207ZM206 129V130H207ZM210 129V128H209ZM208 129V130H209ZM90 130V129H89ZM235 130V129H234ZM6 131V130H5ZM91 131V130H90ZM192 131H190L189 130V132H191V134H192ZM220 132L222 131L221 129L219 130ZM2 132H3V134L5 133L4 132V130L2 131V130H0V133L2 134ZM24 132V131H23ZM22 132V133H23ZM92 132V131H91ZM102 132V131H101ZM177 132V133H176ZM204 132V131H203ZM206 132V131H205ZM204 132V133H205ZM22 133H19V135L20 134H22ZM52 133V132H51ZM88 133V137H89V132H87ZM95 133V132H94ZM93 133V134H94ZM39 134H41V133H39ZM44 133H42L41 135H43ZM54 134V133H53ZM52 134V135H53ZM93 134H91V135H93ZM196 134V133H195ZM14 136H16L15 134H13ZM23 135V134H22ZM24 135H25V133H24ZM33 135V134H32ZM35 135V134H34ZM38 134L36 133V136H37ZM65 135V134H64ZM90 135V136H91ZM0 136H2V135H0ZM26 136V135H25ZM40 136V135H39ZM38 136V137H39ZM17 137V136H16ZM29 139H30V141L32 140L31 139V135H29ZM41 137V136H40ZM44 137V136H43ZM99 137V138H100ZM28 137L26 136V138H23V139H27ZM34 138H36L35 136H34ZM34 138H33V140H34ZM44 138H46V137H44ZM52 138V137H51ZM91 137H89L88 139H90ZM98 138V139H99ZM110 138H111V140H110ZM162 138H165V136L163 135L162 137H161V139ZM3 138H1L0 137V149H1V151H2V149L4 150V148H3V146L4 145H2V143L4 144V141H2L1 142V140H2ZM16 139V138H15ZM18 139V138H17ZM16 139V140H17ZM20 139V138H19ZM29 139H27V140H29ZM4 140V139H3ZM27 140H24V142H23V144L22 143H17L16 144V148L15 149H13L14 150V153L12 152L13 150H11L10 149V151L12 152V154H13V156L15 157V160H16V166H14L13 168H14V170H17V171H20V172H23L21 169H23L22 168V163L24 162L25 163V166H32V167H30V169H29V167H27L28 169H27V171H29V172H24V173H22L21 175H20V177H18V178H13V176H12V178H6L9 174H11V173H13V169H12V171H10L9 170V172H7V173H9V174H7L6 172H4V170L6 169V170H8V169H11V168H9V166L4 162V159L5 158H3L4 157V154H3V152L5 151H3V152H1L3 155H1V156H3L2 158V160H0V185L2 184H5V183H7L8 181H9V183H8V185L10 184V183H12V184H16L17 186L19 185V186H21L22 185V188H24L25 189V187H28L27 189H29V190H26L27 191V195H25V196H29L28 198V200H30L31 201V198L33 199L32 201H34V198L37 200V198H39L40 200H43V201H48L49 200V202L52 200V202L53 201H55L54 199H55V197H53V196H55V195H51V193H48V191H47V185H49V181H53V178L52 177H50L51 175H53V173H54V168H55V166H54V164H55V162L53 163L50 159H49V156H48V153L47 154H45L42 150H43V145L42 144H39V143H34L33 142V140H32V142H27ZM36 140V139H35ZM46 140V139H45ZM164 139H162V141H163ZM19 141V140H18ZM21 141V140H20ZM47 141V140H46ZM45 141V142H46ZM37 142V141H36ZM39 142V141H38ZM44 142V143H45ZM53 142V141H52ZM112 142H113V146L114 147H112L111 145H112ZM224 141H222V142H220V144L221 143H223ZM31 143H34V144H32V146H34V147H31L30 145H31ZM6 144V143H5ZM20 144L23 146V147H25V148H28L29 149V147H31L30 149H32V151H34V153L36 154V153H38V156H39V161H37L38 160V156L37 155H35V158H36V161L35 162H29L28 160H30V158H29V156L30 155H32V151L31 150H28L27 152H28V154H26V156L28 157V159H27V163H28V165L26 164V159H24V161H22L21 159H23V158H27V157H25V155H23L22 156V154L23 153H21V152H19V151H21V149L20 150H18V146H20ZM35 144H37V145H35ZM111 144V145H110ZM219 144V146H221ZM26 145V146H25ZM29 146V147H28ZM46 146V145H45ZM111 146V147H110ZM163 146V145H162ZM165 146V145H164ZM9 147V146H8ZM21 147V146H20ZM177 147V146H176ZM13 148H14V145H13ZM89 148V147H88ZM91 148V147H90ZM95 148V147H94ZM164 148V147H163ZM175 148V147H174ZM221 148H222V150H230V148H231V145H229V144H226V142H225V144L224 145H222L221 146ZM7 149V148H6ZM86 149V148H85ZM178 149V148H177ZM8 150V149H7ZM89 150V152H90V150H92V149H88ZM94 150H96V149H94ZM93 150V151H94ZM9 151V150H8ZM24 150L22 149V152H23ZM31 151V152H30ZM36 151V152H35ZM45 151V150H44ZM86 151V150H85ZM93 151H91V153H89V154H94V152ZM11 152H9V153H11ZM26 152V151H25ZM24 152V153H25ZM88 152V151H87ZM5 153V152H4ZM19 153H21V155L19 154ZM30 153V154H29ZM33 153V154H34ZM83 154H84V152H83ZM85 154H87V153H85ZM8 155V157H10V155L9 154H7ZM6 155V156H7ZM18 155H20V157L18 156ZM1 156H0V158H1ZM5 156V157H6ZM13 156H11V158H13L14 159V157ZM34 155H32L31 156V160L33 159L32 157H33ZM51 156V155H50ZM8 157L6 158V160L8 159ZM52 158V157H51ZM10 160V159H9ZM129 160H132V162H130ZM2 161V162H1ZM129 161V162H128ZM15 162V161H14ZM60 162H63V161H60ZM24 163H23V167H25L24 166ZM129 163H131L130 165H129ZM66 164V163H65ZM117 164H115V166L117 165ZM55 165H58V164H55ZM53 166H54V168H53ZM58 166H60V164L58 165ZM57 166V167H58ZM132 166V165H131ZM132 166V167H133ZM138 166V165H137ZM190 166V167H189ZM192 165H188V166H185L186 167V169H184V170H181L180 169V165L178 166V162L177 163H175V169H174V173L176 172V174H178V175H176V174H174V178L176 177V176H178V178H179V175H180V178L182 179V177L184 178L183 180H185V182L186 183H184V181H183V183L184 184H186V185H183L182 183H181V185H180V183H178V184H176V182H178V181H176V179L175 180H173V181H169V182H162V180L161 181H159L158 179H148V177H149V174L147 173V176H146V178L147 179H145V178H143V177H145V176H136V177H134V175L131 177V179H130V181H129V183L128 184H126V186H127V189H128V191L131 193V195L132 194H134V196H140V197H143V198H141V199H143V201L145 200L144 198L146 197V198H149L150 196H151V200H152V197L154 198V197H158L157 198V200H161V201H159L160 202V205L162 204V206L163 205H165V206H169L170 208H171V210L172 211H174V213L172 212V215H173V217L175 218H173L172 217V219H174V222L177 224V226H178V224H183L184 226L186 225L188 228H190V230H194V231H191V232H198L199 230L201 231V230H203V231H206V232H210L213 236H214V242H216L217 244H218V247H222V249L224 250V249H229L230 247H234L235 245H236V247H238L239 246V248L241 247V248H244V247H246L247 245H248V243H251L252 244V256H254V260H258L259 262H262L263 260H264V214H261V215H250L249 217H248V215L246 214V213H242V214H240V215H238L237 217H235V218H231L230 216H229V213H230V211H229V209H227L228 208V205H227V191L223 188V185H226V184H224L226 181L225 180H228V179H226V178H222V179H217L216 177H214V175H213V173L209 170V168H207V167H205L204 165H200V164H194L192 167H191ZM16 167V168H15ZM66 167V166H65ZM119 167V168H118ZM125 167H127V166H125ZM174 167V166H173ZM8 168V169H7ZM32 168V169H31ZM59 168V167H58ZM115 168V167H114ZM25 169V168H24ZM23 169V170H24ZM57 169V168H56ZM60 169V168H59ZM58 169V170H59ZM130 169H132V168H130ZM26 170V169H25ZM32 170V171H31ZM154 170V172H155V168L153 169ZM16 171V172H17ZM122 171H124V170H122ZM134 171V170H133ZM139 171V170H138ZM181 171V172H180ZM5 173L7 176L4 178V177H2V173ZM15 172V171H14ZM15 172V173H16ZM140 172V171H139ZM182 172H183V174H182ZM14 173V174H15ZM76 173V172H75ZM128 173V172H127ZM137 173V172H136ZM125 174V173H124ZM134 174V173H133ZM182 174V175H181ZM23 175V176H22ZM119 175V174H118ZM136 175V174H135ZM139 175V174H138ZM152 175V174H151ZM184 175V176H183ZM45 176H47V177H45ZM50 178H49V177ZM69 176V175H68ZM121 176V175H120ZM186 176V177H185ZM15 177V176H14ZM17 177V176H16ZM64 177V176H63ZM67 177V176H66ZM119 177V176H118ZM124 177V176H123ZM134 177V178H133ZM143 178V179H142ZM151 178V177H150ZM173 178V179H174ZM54 179H55V177H54ZM68 181H75L74 179H72L71 178V180H70V178H66ZM150 180H152V181H150ZM154 180H155V182L158 180L159 182L157 183H153L154 182ZM56 181V180H55ZM72 181V182H73ZM77 181L78 180H76V183H77ZM176 181V182H175ZM181 181V180H180ZM179 181V182H180ZM181 181V182H182ZM69 182V183H70ZM80 182V180L78 181V183ZM84 182V181H83ZM91 183L93 182V181H90ZM89 182V183H90ZM103 182V181H102ZM45 183V184H44ZM87 183V182H86ZM88 183V185H90ZM101 183V182H100ZM124 183H126L125 181H124ZM40 184H43V187L45 186V188L43 189L44 191L43 192H38L39 191V187H40ZM47 184V185H46ZM84 184H85V182H84ZM5 185H7V184H5ZM79 185H81V184H79ZM92 185V184H91ZM90 185V186H91ZM183 185V186H182ZM18 186V187H19ZM25 186V187H24ZM66 186H68V185H66ZM70 186V185H69ZM82 186H84L85 187V189H84V187H83V190H81L82 189V187H80L81 189H77L78 191H79V194L77 195L78 197H77V199H75V201L77 200V202H75V205H77V206H74V207H79L78 208V211H79V209L82 207V209H84V206H86L85 207V211H83V213L84 212H86V209L88 210V212H89V209H90V211L92 210L93 211V209H91V208H93V207H90L89 209H88V202H87V198L85 199V198H82L81 196L82 195H85V191H86V188H87V186H85V185H82ZM94 186V185H93ZM179 186H181V188L179 187ZM6 187V186H5ZM8 187L9 186H7V189H8ZM14 187V186H13ZM16 187V186H15ZM14 187V188H15ZM78 187V186H77ZM184 187V188H183ZM10 188V187H9ZM20 188V187H19ZM22 188H20L19 190H21ZM70 188V187H69ZM88 188H89V186H88ZM93 188V187H92ZM90 189V193L91 192H94V191H91V190H93V189ZM1 189H3V188H1ZM18 189V188H17ZM41 189V188H40ZM45 189H46V191H45ZM49 189V188H48ZM5 190V189H4ZM14 190H16V189H14ZM13 190V191H14ZM34 190V191H33ZM70 190H71V188H70ZM88 190V189H87ZM23 191V190H22ZM25 191V192H26ZM68 191V190H67ZM73 191H75V188H74V190ZM83 193H82V192ZM6 192V191H5ZM11 192V191H10ZM15 192V191H14ZM77 192V191H76ZM13 193V192H12ZM69 193V192H68ZM87 193H89V191H87ZM86 193V194H87ZM76 194V193H75ZM34 195V196H33ZM45 195H46V197H45ZM49 195H50V197H49ZM81 195V196H80ZM89 195V197H91L90 195H92V194H88ZM143 195V196H142ZM61 196V195H60ZM87 196V195H86ZM88 197V198H89ZM133 197V196H132ZM22 195H21V197H17V196H15V197H13L12 198V200L11 201H13L14 199H16L17 200V202H16V204H15V206L17 205V207H18V205L21 203H23V202H21L22 201ZM61 198V197H60ZM136 198V197H135ZM46 199H48V200H46ZM91 198H89L88 200H90ZM140 199V200H141ZM35 200V201H36ZM93 200H94V198H93ZM92 200V201H93ZM97 200V199H96ZM149 201H150V199H148ZM11 201H10V199L7 197V195H5L4 193H0V217L2 218V219H0V220H2V221H4L3 219L4 218H6L5 216H9V214L10 213H12L13 214V212L15 211V213L17 214V211H19L20 210V207H19V210H18V208L16 207V210H14V211H12V205L11 204H13V203H11ZM29 201V202H30ZM32 201L30 202L31 204H32ZM34 201V202H35ZM67 201V200H66ZM69 201H71V200H69ZM74 201V200H73ZM100 201V200H99ZM142 201V202H143ZM146 201V200H145ZM167 201V202H166ZM63 202V201H62ZM96 202V201H95ZM146 202H148V201H146ZM156 202V201H155ZM158 202V201H157ZM163 202V203H162ZM17 203H19V204H17ZM37 203V202H36ZM36 203H35V205H36ZM45 204L44 205H47L46 204V202H44ZM55 203V202H54ZM98 203V202H97ZM96 203V204H97ZM117 203H119V201L117 202ZM165 203V204H164ZM168 203V204H167ZM171 205H170V204ZM20 204V206H21V210L24 208L23 207V204L21 205ZM34 204V203H33ZM38 204V203H37ZM50 204H52V203H50ZM100 204V203H99ZM102 204V203H101ZM120 204V203H119ZM119 204H118V206H119ZM159 204V203H158ZM157 204V205H158ZM167 204V205H166ZM93 205V204H92ZM91 205V206H92ZM147 205V204H146ZM149 205V204H148ZM147 205V206H148ZM152 205V204H151ZM155 205V204H154ZM50 206V205H49ZM53 206V205H52ZM58 206V205H57ZM162 206H160L159 208H160V210H158L159 208L158 207H156V209L161 213V211L163 212L164 210H162L163 208H161ZM173 208H172V207ZM73 207V206H72ZM36 208V207H35ZM38 208H39V206H38ZM150 208V207H149ZM40 209V208H39ZM46 209V208H45ZM49 209V208H48ZM95 209V208H94ZM96 209H97V207H96ZM100 209V208H99ZM99 209H98V211H99ZM37 210V209H36ZM47 210V209H46ZM51 210V209H50ZM49 210V211H50ZM81 210V209H80ZM122 210V209H121ZM91 211V212H92ZM96 213H98V211H96V210H94ZM123 211V210H122ZM91 212H89L90 213V215H91ZM94 212V213H95ZM100 212V211H99ZM47 213H48V211H47ZM78 214L76 215V221L78 222L77 224L79 225V230H80V228H82L83 227V225H80L81 223H83L82 222V215H84V214H80L79 215V213L80 212H77ZM88 213V214H89ZM93 213V212H92ZM166 213V212H165ZM45 214H46V212H45ZM52 215V218H53V213L51 214V212H50V216ZM96 215V217H95V219L98 217V215L97 214H95ZM49 216V215H48ZM79 216H81V217H79ZM56 217V216H55ZM84 217V216H83ZM86 217H87V214H86ZM93 217H94V215H93ZM59 219V218H58ZM17 220V219H16ZM53 220H54V218H53ZM57 220V219H56ZM93 220V219H92ZM15 221V220H14ZM17 221H19V220H17ZM17 221H16V223H14V224H12V225H8V227H6L7 225V223H4V225H5V227H4V225L2 224V227H3V230L4 231H8V232H6L7 234L9 233V232H15V234H13V235H11V233H10V236H12V238H10L9 236H7V237H9V238H7L6 236H4V238L3 237H1L0 238V254L2 255H0L1 257L0 258H7V259H10V258H13L14 259V257L15 258H17L18 257V255H20L21 253L23 254L24 252H21L22 250L24 251V249L25 248H27L28 246H29V244H28V246L26 245V244H24V238H28V240L30 241V243H31V245H32V248H30V249H34L35 247H38L39 248V245H40V243L38 244H34V242H39V240L41 239H43V237L41 238L39 235L37 236L36 234H35V232H31V231H29V230H27L28 229V226L27 225H24L21 221L19 222V224H17ZM84 221V220H83ZM96 221V222H95ZM94 222L98 225V226H103L104 224H103V220L102 219H96ZM1 222V221H0ZM7 222V221H6ZM58 222V221H57ZM56 222V223H57ZM84 223H85V221H84ZM95 223H93L92 225L95 227ZM10 224V223H9ZM92 226V227H93ZM101 226V227H102ZM259 226V227H258ZM85 227V226H84ZM87 227V226H86ZM95 228H97V227H95ZM98 228H100V227H98ZM6 229V230H5ZM14 229V230H13ZM77 229H78V227H77ZM167 228H165L164 230H166ZM0 230H2V229H0ZM63 230V229H62ZM167 230H170V229H167ZM167 230H166V232H167ZM189 230V229H188ZM198 230V231H197ZM29 231V232H28ZM66 231V230H65ZM171 231V230H170ZM12 232V233H13ZM31 232V233H30ZM79 232V231H78ZM172 232V231H171ZM176 232V231H175ZM208 232V233H209ZM2 233V232H1ZM201 234H202V236H203V234H205V233H202V232H200ZM198 236L197 235V233H195L194 234V236ZM200 236V235H199ZM201 236V237H202ZM206 236V235H205ZM6 237V238H5ZM40 237V238H39ZM199 238V237H195V238H198L199 240H198V245H199V247H202L203 245H204V243L205 242H207V237H206V239H203V238ZM45 238V237H44ZM65 238V237H64ZM213 237H211V240H208V241H213V239H212ZM7 239H10V240H7ZM37 239H39L38 241H37ZM40 240V241H41ZM46 240V239H45ZM54 240V239H53ZM56 240V239H55ZM206 240V241H205ZM21 241H22V244H24V247L25 248H22V249H20V246L22 245L21 244ZM42 241H44V240H42ZM50 241H52V239L50 240ZM49 241V242H50ZM205 241V242H204ZM53 242V241H52ZM52 242H50V244L52 245ZM65 241H64V239L62 240V241H60V243L58 244V243H56L55 245H57V246H59V248H63V247H66V245H65V243H64ZM25 243H29L28 241L27 242H25ZM44 243V242H43ZM54 243V242H53ZM208 243V242H207ZM206 243V244H207ZM21 244V245H20ZM67 244V243H66ZM209 244V243H208ZM20 245V246H19ZM30 245V246H31ZM33 245L35 246V247H33ZM38 245V246H37ZM41 245H42V242H41ZM65 245V246H64ZM220 245V246H219ZM16 246L17 247H19V249L17 250H15V253H13V252H11V254L12 255H14L13 257H12V255H11V257H10V248H13V249H11L12 251L16 248ZM23 246V245H22ZM27 246V247H26ZM53 246V245H52ZM214 246H215V244H214ZM41 247V246H40ZM43 247V246H42ZM55 247V246H54ZM67 247H68V245H67ZM205 247L206 246H204V248L203 249H205ZM36 249V250H38V251H36V252H40L41 251V248H39L40 249V251H39V249ZM58 248V247H57ZM59 248L57 249V250H59ZM61 248V249H62ZM53 249V248H52ZM64 249V248H63ZM68 249V248H67ZM219 249V248H218ZM245 249V248H244ZM21 250V251H20ZM27 251H25V253L26 254H29V252H28V250H29V247H28V249H26ZM42 250H43V248H42ZM45 250V249H44ZM43 250V252H45V251H47V249L44 251ZM196 250V249H195ZM194 250V251H195ZM198 250V249H197ZM199 250H200V248H199ZM20 251V253L17 255V253ZM49 252H50V250H48ZM53 251V250H52ZM63 251V250H62ZM225 251V250H224ZM227 251H229V250H227ZM199 252V251H198ZM196 253V254H199V253ZM200 252H202V251H200ZM41 253V252H40ZM55 253H57L56 252V250H55ZM221 253H222V251H221ZM225 253V252H224ZM6 256H5V255ZM35 254H37V253H35ZM47 254L48 255H50V253H48L47 252ZM58 254V253H57ZM7 255H9L8 257H7ZM17 255V256H16ZM38 255H39V253H38ZM42 255V254H41ZM51 255H53V254H51ZM5 256V257H4ZM59 256V255H58ZM105 256V255H104ZM10 257V258H9ZM34 257H36V256H34ZM42 257V261H44V258H45V255H44V258H43V256H40V258ZM101 257V256H100ZM39 258V259H40ZM59 258H60V256H59ZM99 258V257H98ZM3 259V261H5ZM20 259V260H19ZM23 259V258H22ZM21 258H19L18 257V259L17 260H19V261H21L22 260ZM30 259V258H29ZM33 259V258H32ZM37 259V258H36ZM105 259H107V258H105ZM2 260V259H1ZM27 260V259H26ZM34 260V259H33ZM102 260V259H101ZM12 261V260H11ZM8 262V261H7ZM7 262H6V264H7ZM139 262V261H138ZM2 263V262H1ZM0 263V264H1ZM5 263V262H4ZM9 263V262H8ZM13 263V262H12ZM27 263V262H26ZM41 263H43V262H41ZM41 263H39V264H41ZM104 263V262H103ZM9 264H11V263H9ZM17 264H19V263H17ZM142 264H144V263H142ZM148 264V263H147ZM162 264V263H161Z\"/></svg>",
  "mask_w": 264,
  "mask_h": 264
}]
</instances>
